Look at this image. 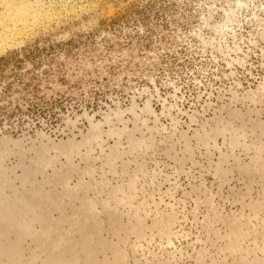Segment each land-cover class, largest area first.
Returning a JSON list of instances; mask_svg holds the SVG:
<instances>
[{"label": "rangeland", "instance_id": "rangeland-1", "mask_svg": "<svg viewBox=\"0 0 264 264\" xmlns=\"http://www.w3.org/2000/svg\"><path fill=\"white\" fill-rule=\"evenodd\" d=\"M0 264H264V0H0Z\"/></svg>", "mask_w": 264, "mask_h": 264}, {"label": "trees", "instance_id": "trees-1", "mask_svg": "<svg viewBox=\"0 0 264 264\" xmlns=\"http://www.w3.org/2000/svg\"><path fill=\"white\" fill-rule=\"evenodd\" d=\"M6 60H7V57H5V56H0V65L5 64Z\"/></svg>", "mask_w": 264, "mask_h": 264}]
</instances>
